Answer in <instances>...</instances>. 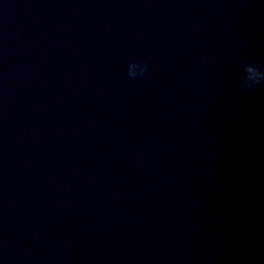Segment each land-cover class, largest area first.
Masks as SVG:
<instances>
[{"label": "water", "instance_id": "1", "mask_svg": "<svg viewBox=\"0 0 264 264\" xmlns=\"http://www.w3.org/2000/svg\"><path fill=\"white\" fill-rule=\"evenodd\" d=\"M247 64L264 0H0V264H264Z\"/></svg>", "mask_w": 264, "mask_h": 264}, {"label": "clouds", "instance_id": "2", "mask_svg": "<svg viewBox=\"0 0 264 264\" xmlns=\"http://www.w3.org/2000/svg\"><path fill=\"white\" fill-rule=\"evenodd\" d=\"M128 67L131 69H135L133 75L143 77L149 71V65L147 62L132 59ZM248 73L243 78L244 87L252 90L254 88L259 87L261 84H264V72L260 71L259 68L255 64H247Z\"/></svg>", "mask_w": 264, "mask_h": 264}]
</instances>
